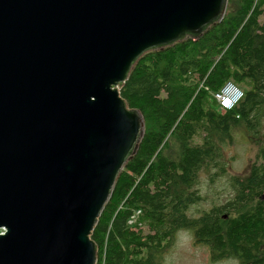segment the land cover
Returning a JSON list of instances; mask_svg holds the SVG:
<instances>
[{
	"label": "water",
	"instance_id": "95a60500",
	"mask_svg": "<svg viewBox=\"0 0 264 264\" xmlns=\"http://www.w3.org/2000/svg\"><path fill=\"white\" fill-rule=\"evenodd\" d=\"M227 2L0 0V264L96 263L92 230L144 132L119 88Z\"/></svg>",
	"mask_w": 264,
	"mask_h": 264
},
{
	"label": "trees",
	"instance_id": "16d2710c",
	"mask_svg": "<svg viewBox=\"0 0 264 264\" xmlns=\"http://www.w3.org/2000/svg\"><path fill=\"white\" fill-rule=\"evenodd\" d=\"M229 81L242 97L226 110L214 95ZM119 95L144 132L91 233L96 264H162L182 228L211 261L264 264V0H228L195 41L145 53ZM238 128L257 146L254 160L231 177L227 202L190 216L199 171L226 173L223 149Z\"/></svg>",
	"mask_w": 264,
	"mask_h": 264
},
{
	"label": "rangeland",
	"instance_id": "374dc122",
	"mask_svg": "<svg viewBox=\"0 0 264 264\" xmlns=\"http://www.w3.org/2000/svg\"><path fill=\"white\" fill-rule=\"evenodd\" d=\"M257 146L250 142L238 128L233 132L232 143L223 149L226 173L212 178L215 169L201 170L194 192L201 198L188 209L190 216H198L213 206H221L232 196L231 177L245 174L255 158ZM2 232V231H0ZM162 264H237L236 260L226 258L211 261L206 246L194 242L192 234L186 229H178L172 243L163 254Z\"/></svg>",
	"mask_w": 264,
	"mask_h": 264
},
{
	"label": "built area",
	"instance_id": "2783aa9c",
	"mask_svg": "<svg viewBox=\"0 0 264 264\" xmlns=\"http://www.w3.org/2000/svg\"><path fill=\"white\" fill-rule=\"evenodd\" d=\"M242 97V91L234 83L227 82L219 91L214 95L219 106L223 109H231Z\"/></svg>",
	"mask_w": 264,
	"mask_h": 264
},
{
	"label": "bare ground",
	"instance_id": "6f19581e",
	"mask_svg": "<svg viewBox=\"0 0 264 264\" xmlns=\"http://www.w3.org/2000/svg\"><path fill=\"white\" fill-rule=\"evenodd\" d=\"M98 220V219H97ZM97 223V222H96ZM96 225V224H95ZM95 227V226H94ZM94 229V228H93ZM93 231V230H92ZM95 245V244H94ZM96 251H97V249H96ZM96 260H97V258H96ZM96 264V263H95Z\"/></svg>",
	"mask_w": 264,
	"mask_h": 264
}]
</instances>
